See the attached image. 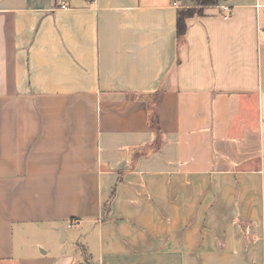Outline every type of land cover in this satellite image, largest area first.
I'll return each instance as SVG.
<instances>
[{"label":"crops","instance_id":"1","mask_svg":"<svg viewBox=\"0 0 264 264\" xmlns=\"http://www.w3.org/2000/svg\"><path fill=\"white\" fill-rule=\"evenodd\" d=\"M189 6L0 0V264H264V0Z\"/></svg>","mask_w":264,"mask_h":264},{"label":"trees","instance_id":"2","mask_svg":"<svg viewBox=\"0 0 264 264\" xmlns=\"http://www.w3.org/2000/svg\"><path fill=\"white\" fill-rule=\"evenodd\" d=\"M220 0H189L190 6L188 8H183L178 13L177 19V37L181 39L185 36L187 31L186 21L188 18L194 16H201L203 14V9L206 7L216 6L219 4ZM150 127L152 130L159 135L158 118L155 114L153 105L150 107ZM109 212V205L106 207V213Z\"/></svg>","mask_w":264,"mask_h":264},{"label":"built area","instance_id":"3","mask_svg":"<svg viewBox=\"0 0 264 264\" xmlns=\"http://www.w3.org/2000/svg\"><path fill=\"white\" fill-rule=\"evenodd\" d=\"M258 7H261L260 5Z\"/></svg>","mask_w":264,"mask_h":264}]
</instances>
